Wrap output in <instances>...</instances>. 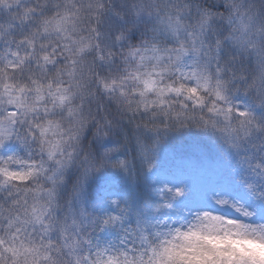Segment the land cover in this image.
Here are the masks:
<instances>
[{
    "label": "clouds",
    "instance_id": "9594fccd",
    "mask_svg": "<svg viewBox=\"0 0 264 264\" xmlns=\"http://www.w3.org/2000/svg\"><path fill=\"white\" fill-rule=\"evenodd\" d=\"M188 132L232 181L181 206ZM105 171L149 198L89 201ZM0 264H264V0H0Z\"/></svg>",
    "mask_w": 264,
    "mask_h": 264
},
{
    "label": "trees",
    "instance_id": "16d2710c",
    "mask_svg": "<svg viewBox=\"0 0 264 264\" xmlns=\"http://www.w3.org/2000/svg\"><path fill=\"white\" fill-rule=\"evenodd\" d=\"M158 172L169 176L173 185H188L189 194L181 206L196 205L202 191L232 181L231 164L223 150L210 138L196 132L169 139L161 150L158 167L153 174ZM149 180V177H138L133 184L126 177L105 171L90 182L87 198L97 203L108 195H118L121 199L127 197L135 205H141L149 198Z\"/></svg>",
    "mask_w": 264,
    "mask_h": 264
},
{
    "label": "rangeland",
    "instance_id": "374dc122",
    "mask_svg": "<svg viewBox=\"0 0 264 264\" xmlns=\"http://www.w3.org/2000/svg\"><path fill=\"white\" fill-rule=\"evenodd\" d=\"M159 174H152V176H155V177H157L158 178V181H160V182H167V183H170L171 184V180H170V177L169 176H167V175H165L164 173H160V172H158ZM152 176H149V179L151 180V178H152ZM196 177V176H195ZM207 188V187H206ZM212 189H214V188H207V189H205L204 191H202L201 189H199L200 190V192L202 193V195H201V197L199 198V202L197 203V204H201V203H203V201L201 200L202 199V197H203V195L206 193V192H208V191H210V190H212ZM197 190H198V188H197ZM196 204V205H197Z\"/></svg>",
    "mask_w": 264,
    "mask_h": 264
}]
</instances>
